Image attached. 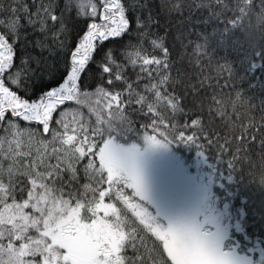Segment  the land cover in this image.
Listing matches in <instances>:
<instances>
[{
	"label": "snow or ice",
	"instance_id": "6c2138e0",
	"mask_svg": "<svg viewBox=\"0 0 264 264\" xmlns=\"http://www.w3.org/2000/svg\"><path fill=\"white\" fill-rule=\"evenodd\" d=\"M250 7L0 0V264H264L236 236L241 183L264 189V48L236 35ZM132 134L194 146L216 191L176 218L150 208Z\"/></svg>",
	"mask_w": 264,
	"mask_h": 264
},
{
	"label": "trees",
	"instance_id": "16d2710c",
	"mask_svg": "<svg viewBox=\"0 0 264 264\" xmlns=\"http://www.w3.org/2000/svg\"><path fill=\"white\" fill-rule=\"evenodd\" d=\"M246 2L249 3L251 7L245 10V19L237 30L236 35L246 49L250 46L264 48V20L258 19L259 16L264 15V0H246ZM222 54L223 53H221V55ZM129 71L131 74V70ZM146 82V80H142L141 84ZM224 91L228 92L230 90L225 89ZM225 102H227V98H225ZM84 111L86 112L87 109L85 108ZM256 115H258V113H256ZM133 118L139 119L141 122H146L145 117L143 116ZM186 118L190 120L194 117H185L184 114L172 117V119H175L180 123H183ZM204 118L207 119L206 114ZM213 126L220 127L221 122L219 120H213ZM133 141L139 145L143 154H149V151L147 150V142L142 136L132 134L121 142L129 144ZM169 148L178 157V172L183 174V178H176L173 174L170 175L172 176L171 178L169 175H165L164 171H159V174L150 173V177L154 182V187L157 189L162 199L169 201L170 205H175V202L177 201L184 205L188 203L190 199L188 196L189 193L184 190L185 179L193 178L195 176H197L200 181L202 180L206 188L210 191H216L215 185L212 183L209 166L200 156H198L194 146L180 143L170 144L167 146V149ZM182 164H184L185 167L182 166ZM241 166L244 167L245 173H247L249 166L246 164ZM173 178L176 180L177 184L172 181ZM244 178L245 181H251L252 179L247 175H245ZM240 191L243 195L249 197V204L246 206L248 209L247 214L245 215L243 212L240 213V227L236 236L241 245L250 251L248 255L255 260L259 259L260 250L264 248V217L259 215L261 202L264 201V189L259 188L254 183H249L245 186V183L242 182L240 185ZM125 192L126 194H130L127 189ZM234 207H240L239 197H237Z\"/></svg>",
	"mask_w": 264,
	"mask_h": 264
},
{
	"label": "rangeland",
	"instance_id": "374dc122",
	"mask_svg": "<svg viewBox=\"0 0 264 264\" xmlns=\"http://www.w3.org/2000/svg\"><path fill=\"white\" fill-rule=\"evenodd\" d=\"M149 151L148 155L143 154L141 158V166L143 169L145 183L148 190V194L150 196L149 207L153 210H157L163 212L165 217L171 216L172 218H176V206L170 205L169 201L159 198L160 194L157 189L155 190L154 182L150 177L149 168L151 166L157 167L159 171H164L165 175H174L176 178L182 179L183 174L178 172L179 169V160L178 157L171 151V149H167V147H147ZM151 156V157H150ZM152 159V161H151ZM158 165V166H157ZM166 168H165V167ZM182 166L185 167L184 164ZM172 178V176H170ZM172 181L177 184L176 180L173 178ZM183 181V180H182ZM184 190L189 193L190 201L188 203L181 204L178 203V206L185 210L184 214L191 213L194 211L199 205L200 201L204 197L206 191H209L208 188L204 185V182L199 180L197 176L193 178H186L184 184ZM193 198V199H192ZM194 202V203H193ZM178 211H181L180 209ZM162 222L167 223V219L162 217Z\"/></svg>",
	"mask_w": 264,
	"mask_h": 264
}]
</instances>
